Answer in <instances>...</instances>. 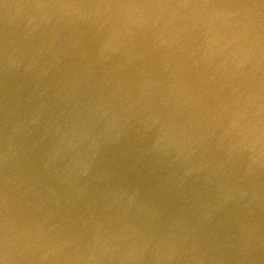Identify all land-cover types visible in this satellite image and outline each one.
Segmentation results:
<instances>
[{
    "label": "water",
    "instance_id": "water-1",
    "mask_svg": "<svg viewBox=\"0 0 264 264\" xmlns=\"http://www.w3.org/2000/svg\"><path fill=\"white\" fill-rule=\"evenodd\" d=\"M0 264H264V0H0Z\"/></svg>",
    "mask_w": 264,
    "mask_h": 264
}]
</instances>
